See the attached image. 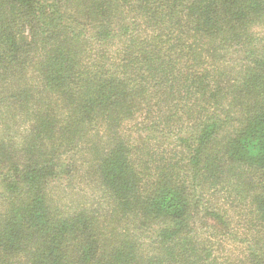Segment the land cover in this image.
I'll return each instance as SVG.
<instances>
[{
  "label": "trees",
  "instance_id": "obj_1",
  "mask_svg": "<svg viewBox=\"0 0 264 264\" xmlns=\"http://www.w3.org/2000/svg\"><path fill=\"white\" fill-rule=\"evenodd\" d=\"M0 264H264V0H0Z\"/></svg>",
  "mask_w": 264,
  "mask_h": 264
},
{
  "label": "rangeland",
  "instance_id": "obj_2",
  "mask_svg": "<svg viewBox=\"0 0 264 264\" xmlns=\"http://www.w3.org/2000/svg\"><path fill=\"white\" fill-rule=\"evenodd\" d=\"M84 172V169L81 170V175L83 174ZM84 176L85 178L83 179V177H81V186H82V189L84 188L86 191H87V195H85L87 198H90L91 196V199H94L95 197L92 196L91 194H93L94 192L96 193L97 192V185H98V180H96L94 177L95 176H91L90 174H86V175H82ZM88 184V185H87ZM57 191H62L60 188H58ZM79 194H85V192H83L82 190L79 191ZM232 249V247L230 248Z\"/></svg>",
  "mask_w": 264,
  "mask_h": 264
}]
</instances>
